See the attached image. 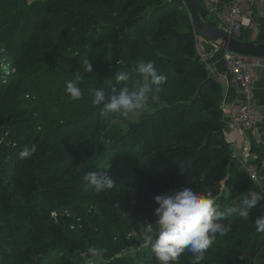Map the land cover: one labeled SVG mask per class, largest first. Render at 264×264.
<instances>
[{
	"label": "trees",
	"instance_id": "1",
	"mask_svg": "<svg viewBox=\"0 0 264 264\" xmlns=\"http://www.w3.org/2000/svg\"><path fill=\"white\" fill-rule=\"evenodd\" d=\"M255 40L264 42V24ZM196 46L181 0H0V264H84L89 246L107 249L102 264H159L138 236L156 219L155 195L187 186L223 209L259 191L231 158L223 88ZM139 60L168 77L160 100L136 121L101 118L89 87L109 92L114 73ZM77 72L83 96L73 100L66 82ZM31 144L37 151L20 159ZM88 171L108 173L115 187L96 192ZM249 212L231 218L200 264H264L254 222L264 200Z\"/></svg>",
	"mask_w": 264,
	"mask_h": 264
},
{
	"label": "clouds",
	"instance_id": "2",
	"mask_svg": "<svg viewBox=\"0 0 264 264\" xmlns=\"http://www.w3.org/2000/svg\"><path fill=\"white\" fill-rule=\"evenodd\" d=\"M28 3L31 4L32 0ZM82 67L83 72H91L92 60L84 58ZM133 73L138 76L137 79H133ZM81 80L82 75L77 72L74 79L66 82V92L73 100L83 96L79 87ZM167 80L168 77L158 71L154 61L139 60L131 70L114 73L115 83L110 85L109 92L89 87V94L92 103L99 106L98 115L101 118L117 114L126 120H138L148 109L150 101L160 100L162 85ZM36 151V144L24 145L18 155L20 159H28ZM83 180L96 192L111 190L116 184L106 172L88 171ZM257 186L259 191L250 189L238 203L223 209L210 191L201 195L187 186L155 195L153 199L158 205L154 209L155 221H145L139 226L138 236L143 241V247L151 249L159 264L179 261L185 252L192 257L190 264H200L216 235L225 236L231 231V218H248L249 210L264 200V184L257 180ZM225 220L229 222L222 223ZM254 222L257 232L264 233V214L255 217ZM106 252V248L89 246L81 256L84 264H102Z\"/></svg>",
	"mask_w": 264,
	"mask_h": 264
},
{
	"label": "built area",
	"instance_id": "3",
	"mask_svg": "<svg viewBox=\"0 0 264 264\" xmlns=\"http://www.w3.org/2000/svg\"><path fill=\"white\" fill-rule=\"evenodd\" d=\"M244 3L245 0H233L226 12H216V27L231 36H237L241 28L250 22L244 14ZM196 50L207 71L218 81L223 82L229 76L237 84L241 102L232 114L231 126L237 134L243 136L245 148L242 147V150H240L241 145L238 141H232L231 158L235 160L240 170L247 172L250 179L257 183V180H259L257 168H254L253 165H246L244 161L249 157L250 142H260L262 139V127L260 125L262 116L256 112L253 101V84L255 70H264V58L224 50L223 59L228 72L216 73V69L209 61V56L201 51L198 46H196Z\"/></svg>",
	"mask_w": 264,
	"mask_h": 264
},
{
	"label": "crops",
	"instance_id": "4",
	"mask_svg": "<svg viewBox=\"0 0 264 264\" xmlns=\"http://www.w3.org/2000/svg\"><path fill=\"white\" fill-rule=\"evenodd\" d=\"M201 5L208 10L210 16L215 21V13L226 12L228 6L233 0H199ZM244 14L249 18L250 22L248 25H244L239 34L237 35L244 40H255L258 35L260 25L264 24V0H245L244 3ZM197 46L201 51L209 56V61L215 66L218 73H224L225 61L222 58L224 53L216 45L210 43L200 35H196ZM221 82L222 88L224 90V98L222 103V109L224 110V121L225 125V135L229 142L237 140L242 147L245 148V143L243 136L237 134L231 126L232 114L238 108L241 100L239 91L236 89L231 77ZM253 101L256 106V112L262 116L260 119V125L262 129V139L260 142L256 143L254 154L250 158L246 159L244 162L246 165H256L258 167V174L260 175V182L264 184V70H255L254 72V84H253ZM233 110L229 115L228 111ZM258 160V164L256 163ZM258 165V166H257Z\"/></svg>",
	"mask_w": 264,
	"mask_h": 264
},
{
	"label": "water",
	"instance_id": "5",
	"mask_svg": "<svg viewBox=\"0 0 264 264\" xmlns=\"http://www.w3.org/2000/svg\"><path fill=\"white\" fill-rule=\"evenodd\" d=\"M186 7L193 31L220 50L264 58V42L233 37L204 20L196 0H181Z\"/></svg>",
	"mask_w": 264,
	"mask_h": 264
},
{
	"label": "rangeland",
	"instance_id": "6",
	"mask_svg": "<svg viewBox=\"0 0 264 264\" xmlns=\"http://www.w3.org/2000/svg\"><path fill=\"white\" fill-rule=\"evenodd\" d=\"M33 1V0H32ZM222 58H223V55H222ZM224 61V60H223ZM213 67L215 68V66L213 65ZM224 73L225 72H228L227 71V67H226V64H224ZM216 73H218L217 72V70H216ZM210 74V73H209ZM211 75V74H210ZM233 80V79H232ZM233 84H234V86L236 87V89L238 90V88H237V84L234 82V81H231ZM222 92H223V94H224V90L222 89ZM223 98H224V95H223ZM240 102H241V100H240ZM222 103H223V99H222V102H221V108H222ZM239 105H240V103H239ZM238 105V106H239ZM151 109H152V107L150 106V105H148V111H151ZM222 111H223V116H224V110L222 109ZM233 110H229L228 111V113H229V115L231 114V112H232ZM131 121H136V119H133V120H131ZM258 143V142H257ZM250 144H251V142H250ZM251 146V145H250ZM250 149H251V147H250ZM252 154H254V151L252 152L251 150H250V153H249V158H250V156L252 155ZM257 164H258V160H257V162H256ZM258 166V165H257ZM253 167L255 168V166H254V164H253ZM239 168V167H238ZM240 169V168H239ZM259 178H260V175H259ZM259 182H260V180H259ZM261 183V182H260ZM133 251H135V248H133V247H130V248H127V249H125L123 252L124 253H126V254H129V253H132Z\"/></svg>",
	"mask_w": 264,
	"mask_h": 264
}]
</instances>
